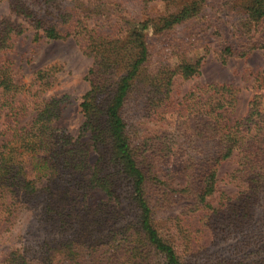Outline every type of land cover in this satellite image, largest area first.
I'll list each match as a JSON object with an SVG mask.
<instances>
[{"label": "trees", "instance_id": "16d2710c", "mask_svg": "<svg viewBox=\"0 0 264 264\" xmlns=\"http://www.w3.org/2000/svg\"><path fill=\"white\" fill-rule=\"evenodd\" d=\"M7 1L11 12L31 26L34 41L72 37L92 63L85 75L89 88L79 104L84 119L76 137L52 126L59 116L57 99L36 103L31 121L21 123L25 107L16 95L23 86L2 55L10 39L26 27L0 19V90L5 116H13L15 122L9 131H0V222L7 229L18 213L32 210L35 221L47 226L36 245L13 249L0 264H264L260 94H254L247 113L236 118L235 88L197 85L183 97L184 113L176 112L181 121L175 119L173 125L178 126L162 134L133 138L125 118L132 102L138 114L164 117L174 76L198 73L200 58H180L176 67L170 66L169 55L180 45L169 52L160 48L156 59L145 31L153 26L154 38L171 34L198 18L203 0L184 2L154 23L132 19L124 32H113L114 26L105 20L87 25L69 0ZM88 1L118 5L125 0ZM247 13L253 20L264 18V0H252ZM250 47L264 54L263 44ZM226 52L235 51L228 46ZM36 74L46 83L45 72ZM84 136L88 144L81 141ZM89 147L95 154L91 164ZM234 153L238 160L231 177L239 191L234 197L220 193L213 206L209 198L215 192L216 168ZM168 157L179 158L180 169L173 172L181 175L178 182L183 184L172 186L156 175L155 159ZM92 190L105 195L95 205L88 201ZM179 202L185 203L184 210L201 213L211 234L207 249H194L181 224L165 234L155 224L158 212H170ZM222 241H230L223 258L182 260L181 253L204 256Z\"/></svg>", "mask_w": 264, "mask_h": 264}, {"label": "rangeland", "instance_id": "374dc122", "mask_svg": "<svg viewBox=\"0 0 264 264\" xmlns=\"http://www.w3.org/2000/svg\"><path fill=\"white\" fill-rule=\"evenodd\" d=\"M69 1L87 25L105 20L107 24L114 26L113 32L117 29L124 32L132 19L148 22L152 20L154 23L161 16L176 12L184 2L192 5L195 0H177L172 4H166L164 0H125L118 5L88 0ZM66 2L69 3L68 0ZM251 3L252 0H203L198 18L180 24L170 32L171 34L154 38L153 26L145 31L147 42L153 43L156 59L160 48L163 47L164 52H169L172 46L180 45V49L169 55L170 66L176 67L180 58L188 61L200 58V67L198 73L189 78H183L179 74L174 76L169 100L165 102L163 109L167 112L164 117L138 114L140 112H136L134 103L129 104L125 118L129 134L133 138L151 132L162 134L176 128L178 125H173L175 119L176 122L181 121L176 117V112L184 113L183 97L195 86L206 83L228 84L236 89V105L233 110V116L236 118H242L247 113L254 94H260V108L264 111V54L262 49L250 47L253 44L264 45V18L253 20L248 16L247 8ZM3 18L22 23L26 27L23 33L10 39V47L2 55L3 59L11 62L12 72L23 86L22 92L16 95V100H22L25 107L20 122L31 121L34 115L33 106L36 103L57 99L59 116L52 122V126L76 137L84 119L79 104L89 88L85 75L91 66L92 58L72 37L34 41L33 29L27 21L11 12L7 0H0V19ZM228 46L235 52H226ZM153 62L152 56L148 63L149 68L153 66ZM38 71L45 72L43 82L46 83L42 84L36 79ZM3 103L0 90V131H9L8 128L15 124L14 117L5 116L7 108ZM172 109L174 112H171ZM81 141L88 144V136L82 137ZM89 152L88 162L91 164L95 154L90 147ZM237 160L238 155L234 153L217 166L215 192L209 198L213 206L217 205L220 193L228 197L237 195L239 184L231 177L237 168ZM179 163L180 160L176 157L155 159L156 175L161 180L170 181L172 186L183 184L178 182L181 175L173 172L180 169ZM104 198L102 192L92 190L88 201L90 205H95ZM184 204L177 203L175 209L170 212H158L155 224L163 234L171 228H176V223L181 224L185 234L193 241V248L202 246L205 250L210 246V231L202 223L201 213L184 210L181 207ZM34 216L32 210L20 212L7 229H4L5 224L0 222V260L13 249L22 245H36L44 238L47 226L36 222ZM229 244L230 241L219 242L204 256L191 257L188 252L180 255L182 260L193 262L199 259L197 262L202 263L215 256H227Z\"/></svg>", "mask_w": 264, "mask_h": 264}]
</instances>
